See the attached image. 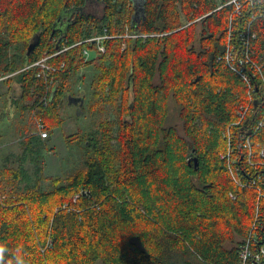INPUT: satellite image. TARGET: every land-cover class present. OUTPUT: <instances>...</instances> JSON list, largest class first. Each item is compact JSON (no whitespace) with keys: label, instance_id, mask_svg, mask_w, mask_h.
<instances>
[{"label":"trees","instance_id":"1","mask_svg":"<svg viewBox=\"0 0 264 264\" xmlns=\"http://www.w3.org/2000/svg\"><path fill=\"white\" fill-rule=\"evenodd\" d=\"M230 1L144 0L137 19L132 0H0V78L16 72L7 81L18 83V104L42 120L55 119L69 101L67 83L85 61L83 50L94 47L96 57L85 61H100L93 94L117 111L121 139L114 146L92 132L87 144L94 154L84 171L66 178V187L58 185L60 178L50 179L54 188L45 190L41 165L32 185L23 163L28 153L40 154L36 147L44 140L36 129L29 135L21 164L0 168V264L238 263L258 191L238 187L220 153L226 143L227 159L247 155L244 147L238 151L237 136L227 141L223 133L226 127L235 135L253 130L262 116L264 86L255 85L253 111L241 120L238 105L249 102L248 87L217 58L229 43L230 26L237 31L249 22L251 57L264 68V15L257 5L243 7L239 16ZM96 4L103 5L101 17L88 11ZM126 26L140 35L120 38ZM105 33L113 37L103 41V55L97 42H83ZM36 34L40 40L29 55L19 44ZM232 43L239 44L237 35ZM66 46L71 47L59 52ZM47 56L56 70L45 76L34 63ZM84 92L77 94L85 99ZM170 95L181 105L186 137L165 126ZM253 140L254 159L264 160L258 153L264 126ZM192 156L199 158L198 167L189 163ZM233 164L247 166L241 159ZM241 169L243 180L248 170L256 171L250 165Z\"/></svg>","mask_w":264,"mask_h":264},{"label":"rangeland","instance_id":"2","mask_svg":"<svg viewBox=\"0 0 264 264\" xmlns=\"http://www.w3.org/2000/svg\"><path fill=\"white\" fill-rule=\"evenodd\" d=\"M132 1L136 8L135 16L139 19L143 13L142 7L144 0ZM88 11L101 17L103 14V5L96 4L91 7V9H88ZM128 27L129 26H126V31L123 34L118 35L120 38L136 37L134 31ZM197 27V34H199L202 25L199 23ZM32 40L33 36L19 44L22 51L26 52L28 50L29 45L27 46L26 42L30 43ZM200 42L201 35L199 34L194 44H192L195 46L196 51H200ZM121 46L122 49L125 48L126 42L124 41L121 43ZM97 48L99 51L98 54L100 53V55L107 52L106 44L103 42L98 44ZM96 55L97 51L92 47L89 55L86 56L87 59L84 57V60H92ZM107 57L110 56L107 55ZM85 61L81 64L77 74L69 79L66 87V92L68 94H77L85 90L84 106L79 108V106L69 104L67 98H65L62 105L59 107V114L55 119L50 120L44 118L42 120L46 124L49 136L43 140V144L37 145L36 148L39 150L40 154L28 153V155H26V160L23 162L24 166L32 175V181L30 183L32 185L35 182L34 171L37 167V163L41 165L44 177L47 178V181L41 183V187L45 190L54 188L52 180L50 179L56 180L60 178V180H56V182L58 185H64L66 187V185L70 183L66 178L84 171L87 166L88 157L94 154L93 147L87 144L92 132L96 130L99 131L97 132V137L101 142L110 141L116 146L118 144L117 141H121L118 132L120 131V122L118 120V113H116L117 111L111 106L109 101H104L103 99L100 101L101 99L96 98L93 94L94 89L92 81L99 73L96 66L100 61H96V65L93 63L86 64ZM109 62L110 61L107 59L104 63L108 64ZM15 73L0 78V168L9 166L16 168L21 164L20 159L24 155L26 149L25 142L28 141V137L31 133L36 132V120L40 118L35 116L33 112L24 110L21 105L22 102L19 101L20 103L18 104V100L16 101L14 99L19 92L18 83L13 80L7 81V78ZM160 80L161 79L157 76L155 82L159 83L161 82ZM167 99L168 114L165 126L176 127L181 136L184 137L183 121L180 116L181 105L171 95ZM127 102L132 104L131 99L130 101L127 100ZM117 103L121 105L123 103L122 99H118ZM243 105L246 104L243 103L238 105L237 113L240 112L239 108L242 109L241 107ZM238 116L241 118L240 113ZM124 117H127V114L124 115ZM103 123L108 124V126L103 125ZM233 131L232 127H226L223 136L227 138V134L233 135ZM239 135L240 134H236L237 137H239ZM225 144L220 153V159L226 160L224 164L226 163L227 170L233 174L236 167H234L233 163H230V159H227V157H229V150L225 147ZM233 154L234 153H232V155ZM24 185L25 183H22V186ZM77 196L78 194L76 193L72 194L73 202L76 201L75 199Z\"/></svg>","mask_w":264,"mask_h":264},{"label":"built area","instance_id":"3","mask_svg":"<svg viewBox=\"0 0 264 264\" xmlns=\"http://www.w3.org/2000/svg\"><path fill=\"white\" fill-rule=\"evenodd\" d=\"M230 3H234L236 5V13L240 16L244 14V8L245 6H249L251 8L256 7L257 5H261L260 8H258L259 16L264 15V6L262 5L260 0H231ZM253 15V19H255L258 15L257 12L253 11L251 12ZM238 24V23H237ZM239 25V24H238ZM136 36H139L140 34H136ZM239 37V44H233L232 41H234L235 36ZM251 28L250 23L246 22L245 26H239L237 31L234 29V27L230 26L229 34H228V45L226 49L222 52L221 55L218 56V61H224L231 70L236 72L240 78L245 82V84L248 87L249 91V102L246 105H243L240 110L241 114V120H243L249 111H253V102L257 98L255 97V85L260 84L264 86V68L263 66L256 62L251 57ZM112 35H109L107 33L103 35H98L94 37L87 38L83 40V42H97L100 44L103 42L106 38H111ZM253 37H255V34H253ZM82 43V42H80ZM78 44V43H77ZM75 45V44H74ZM71 46H66L63 49H61L59 52L68 49ZM58 53V52H57ZM90 53V49L85 48L83 50L84 57L88 56ZM52 56H47L36 63L34 65H39L42 67V73L45 76H48L50 71H55L56 67L53 65H50L47 61ZM87 58V57H86ZM65 63H62V66ZM52 83V81H51ZM52 86V85H51ZM54 88L49 89V95L46 94L44 97L43 104L45 106L48 105V102L51 101L52 96L54 94ZM35 114V112H34ZM38 118V117H36ZM236 124H239L240 121ZM264 126V106L262 110V116L256 120L255 126L253 127V130L251 132H241L239 133L238 141L239 142L237 149H247V155L246 158L244 155L237 154L235 149L231 148V153H236L235 157H233L234 163H239V160H243L244 163H246V167L237 166L236 171L232 174L235 182L238 187H248V188H254L258 191V204L256 206L255 211V217L252 222L251 228L249 230V233L246 237L243 238V242L240 245L239 249V255L240 259L237 264H260L264 262V208H263V200H264V160H255L254 156V143H253V136L256 134L257 130H259L261 127ZM36 127H37V133H39L40 137L42 139H46L49 136V131L46 129V124L42 121L41 118L36 120ZM235 134H227L228 141H232L235 138ZM244 147V148H243ZM259 155L264 158V149H260L258 151ZM232 162V163H233ZM248 165L253 166L256 168L254 172L251 170H248L247 172V178L246 180H243L245 178V172L241 168H248ZM259 167L261 168H257ZM232 197H236V193H230Z\"/></svg>","mask_w":264,"mask_h":264},{"label":"water","instance_id":"4","mask_svg":"<svg viewBox=\"0 0 264 264\" xmlns=\"http://www.w3.org/2000/svg\"><path fill=\"white\" fill-rule=\"evenodd\" d=\"M39 40H40V34H36L34 36L33 40L31 41L29 47H28V54L29 55L34 51L35 47L39 43ZM68 99H69V101H68L69 104L79 106V108L85 102V99H84L83 95H81V94H76V95L71 94V95H69ZM192 160H193L195 166L198 167L199 166V158L197 156H192V159H189V163H192ZM260 264H264V262L260 263Z\"/></svg>","mask_w":264,"mask_h":264},{"label":"crops","instance_id":"5","mask_svg":"<svg viewBox=\"0 0 264 264\" xmlns=\"http://www.w3.org/2000/svg\"><path fill=\"white\" fill-rule=\"evenodd\" d=\"M43 141V140H42Z\"/></svg>","mask_w":264,"mask_h":264}]
</instances>
